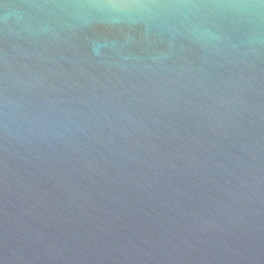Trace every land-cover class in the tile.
I'll return each mask as SVG.
<instances>
[{
  "label": "water",
  "instance_id": "1",
  "mask_svg": "<svg viewBox=\"0 0 264 264\" xmlns=\"http://www.w3.org/2000/svg\"><path fill=\"white\" fill-rule=\"evenodd\" d=\"M88 2L0 0V264H264V6Z\"/></svg>",
  "mask_w": 264,
  "mask_h": 264
},
{
  "label": "clouds",
  "instance_id": "2",
  "mask_svg": "<svg viewBox=\"0 0 264 264\" xmlns=\"http://www.w3.org/2000/svg\"><path fill=\"white\" fill-rule=\"evenodd\" d=\"M147 6L148 5H145V4L115 3L113 2V0H107V2H102V0H89L88 3L70 5V7H88V8H96V9L120 8V7H147ZM152 6L157 7V8L169 7L168 5H159V4H153ZM225 7H228V8L247 7V5H226Z\"/></svg>",
  "mask_w": 264,
  "mask_h": 264
},
{
  "label": "snow or ice",
  "instance_id": "3",
  "mask_svg": "<svg viewBox=\"0 0 264 264\" xmlns=\"http://www.w3.org/2000/svg\"><path fill=\"white\" fill-rule=\"evenodd\" d=\"M257 2H258L261 6H264V0H257Z\"/></svg>",
  "mask_w": 264,
  "mask_h": 264
}]
</instances>
